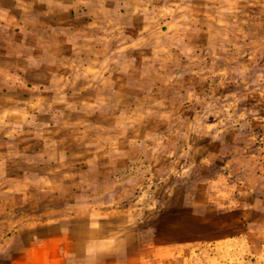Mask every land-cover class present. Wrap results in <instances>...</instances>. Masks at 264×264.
Segmentation results:
<instances>
[{
    "label": "rangeland",
    "instance_id": "1",
    "mask_svg": "<svg viewBox=\"0 0 264 264\" xmlns=\"http://www.w3.org/2000/svg\"><path fill=\"white\" fill-rule=\"evenodd\" d=\"M80 2L11 6L0 25V264L69 235L107 246L67 264H212L225 239L229 264H264V0ZM190 63L235 71L187 87ZM229 92L235 133L162 112ZM198 243L202 261L180 256Z\"/></svg>",
    "mask_w": 264,
    "mask_h": 264
},
{
    "label": "crops",
    "instance_id": "2",
    "mask_svg": "<svg viewBox=\"0 0 264 264\" xmlns=\"http://www.w3.org/2000/svg\"><path fill=\"white\" fill-rule=\"evenodd\" d=\"M73 1L75 6L81 3L80 2L81 0H77V1L73 0ZM31 5L57 8L60 5V0H0V25L3 27H10L7 24H5V22L8 21L9 19V13H10L9 11L10 9H8L9 7L13 6L15 8H24L26 6H31ZM71 15H73L72 12ZM3 32L4 31L0 29L1 38L5 36ZM3 45L4 44L2 43L0 47L1 51L2 49H4ZM231 51L232 52L230 53L232 55H236L237 52L235 50H231ZM194 53L198 54L196 49H189L186 52L187 55L190 54L192 55ZM239 58L240 57L238 56L237 60ZM190 59L191 61L193 60L192 58ZM241 66H245V65L241 64ZM200 70H201L200 68H194V66L192 67V63L185 65L183 71L186 73V75L184 76L182 75L184 78L181 81L184 82V85H187V87H192L193 85L197 86L199 84H202L200 78L205 80L203 84H206L207 79H212L211 82H213V84L216 85V82L217 83L227 82V79L225 77H221V75H225V74L230 75L235 71L231 69V67L229 66L223 67L221 65H217L212 67L211 68L212 71H209V74L204 75L203 78V76H201L202 74L201 75L199 74L201 73ZM203 71H207V69ZM203 71L202 73H204ZM218 76H220V78ZM175 77H173L172 79L173 80L176 79ZM237 82L238 79H234L233 77V79H231L230 82H228V86L230 85L233 86L234 84L232 83H237ZM166 83H169V81ZM236 98L237 96L231 92H229L228 95L225 97L216 94L215 96L214 95L204 96L202 98L199 96H195L194 98H192L191 101L192 103L195 102L196 105L200 106L199 110H196L194 112L188 110L187 108L188 105L186 106L188 100H186L180 103V106L184 108L182 111L169 110L167 111V114L165 111L162 112L164 113L165 116L169 115V113L170 114L177 113L176 117L183 119L184 118L212 119L218 117H221L220 120L222 118L223 120L228 119L229 123L226 124V126L220 125L219 123L217 124L214 123L211 125V128L208 129L214 130V128L217 127L218 131L215 132L214 130V134H218L223 131L235 133L237 130L241 129L243 125L245 127V123L241 125L239 120L247 116L246 111L236 110V106H235ZM152 99H153L152 103L154 105L155 104L154 101L159 98H152ZM159 102L165 104L168 102V99L166 97H163L162 100H160ZM218 102L227 103L226 104L227 107L223 109L222 107H220V105H217ZM223 105L224 107L226 106L225 104ZM148 112L150 116L154 117L153 115L155 113L154 108L152 109L149 108ZM219 127H221L222 129L220 130ZM166 132L170 134L169 132H171V130L170 129L165 130L164 133ZM38 240L39 241H37V243L35 244L34 249H29L27 253L28 256L24 257L25 260L17 262L15 264H67V262H69L70 260L69 257L72 255L84 259L86 255H91L92 252L96 251L95 247L98 246L99 249H105L104 246H107L106 241H104L103 239H100L99 242H95V241L91 242L88 235H84V236L81 235V237H77V236L71 237V235H69V237L56 236V237H52V239H38ZM232 241L233 240L231 239H225V240H215L209 243L208 247H212L211 248L212 255L210 260L212 264H229L232 261V257L235 254L234 251L235 244H233ZM205 244L198 243L196 244V247L194 249H192L194 247V246L192 247V244H184L181 246L182 253L180 254V256L189 259V257H193V255H195L197 256L199 263L200 260L201 261L203 260L201 254H203L204 251L197 253L196 250H199V247ZM100 264H124V260L113 259L108 262L106 260L105 261L103 260L100 262ZM127 264H143V261L141 258L135 257V259L128 260Z\"/></svg>",
    "mask_w": 264,
    "mask_h": 264
}]
</instances>
